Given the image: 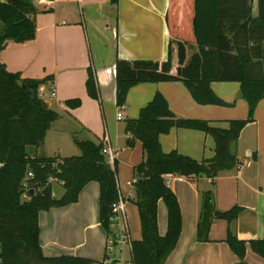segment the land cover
I'll list each match as a JSON object with an SVG mask.
<instances>
[{"label":"trees","instance_id":"obj_1","mask_svg":"<svg viewBox=\"0 0 264 264\" xmlns=\"http://www.w3.org/2000/svg\"><path fill=\"white\" fill-rule=\"evenodd\" d=\"M39 11L36 0H0V51L8 41L25 42L35 37V15ZM166 22L169 31L166 61H116V104L124 106L129 89L137 84L179 80L196 103L224 106L229 104L215 94L211 83L237 81L248 115L228 120V126L221 128L206 119L177 116L166 98L155 92L140 108L138 116L126 121L125 129L130 134L127 145L138 139L143 149V159L134 167L132 183L141 237L130 242L131 264H164L178 242L182 216L178 199L165 177L205 176L214 183L220 172L239 166L241 162L232 146L244 126L254 120L256 106L264 98V0H169ZM52 82V75L23 78L0 62V264H105V259L98 262L81 256L42 254L38 236L41 210L76 202L82 188L96 181L99 220L108 233L111 205L118 197L117 161L109 162L102 140L74 136L79 155L36 157L28 153L27 146H40L59 117L40 92L42 85ZM28 89L33 96L26 93ZM86 89L90 97L98 98L91 72ZM80 104L79 98L65 100L69 108ZM174 127L210 134L214 139V155L197 160L175 149L165 152L159 136ZM52 179L64 189L59 197L53 194ZM159 199L167 209L164 235L159 234L157 225ZM243 209L235 205L220 211L213 189L200 190L197 241H209L210 226L215 220L231 223ZM226 242L237 255V264H248L244 261L247 241L228 229ZM248 242L264 258V236ZM104 258L110 255L105 252ZM110 264L120 263L111 258Z\"/></svg>","mask_w":264,"mask_h":264},{"label":"crops","instance_id":"obj_2","mask_svg":"<svg viewBox=\"0 0 264 264\" xmlns=\"http://www.w3.org/2000/svg\"><path fill=\"white\" fill-rule=\"evenodd\" d=\"M48 1L47 8L36 0L40 11L35 15V37L25 42L8 41L0 51V62L23 78L53 76V82L42 85L40 92L59 117L51 124L35 153L30 155H79L74 136L93 141L107 139L113 156L109 162L117 161L118 192L125 200L130 251V242L141 237L138 208L132 201V183L134 167L143 159V149L138 139L127 145L130 134L125 129L126 121L136 118L155 92L166 98L177 116L206 119L221 128L228 126V120L246 118L248 106L240 96L237 81L211 83L215 94L229 104L222 106L198 104L181 81L164 80L133 86L127 93L125 105L119 107L116 104L118 59L159 63L167 60L169 0H118L117 4H112L111 0ZM88 25L91 41L87 35ZM89 72L96 80V99L87 93ZM72 98H79L81 104L76 108L67 107L65 100ZM118 115L122 118L118 119ZM62 137H67L74 145L63 151ZM48 139H53L56 145L53 150L46 145ZM159 140L165 152L175 149L197 160L214 155L213 137L201 130L174 127L161 134ZM232 151L241 164L220 172L214 183L205 176L165 177L178 199L182 226L178 242L164 264H237L239 259L226 242L228 229L247 241L246 263L264 264V258L254 252L248 242L264 236V98L257 104L254 120L244 126ZM50 184L54 195L63 194V187L55 179ZM209 188L214 191L218 210L225 211L235 205L244 209L231 223L215 220L210 226L209 241L198 242L200 190ZM38 224L44 256L74 255L98 262L104 258L107 231L99 220V184L96 181L82 188L76 202L41 210ZM157 225L159 234L164 235L167 209L162 199L157 202ZM119 251L122 252V247ZM114 259L120 264L129 262Z\"/></svg>","mask_w":264,"mask_h":264},{"label":"built area","instance_id":"obj_3","mask_svg":"<svg viewBox=\"0 0 264 264\" xmlns=\"http://www.w3.org/2000/svg\"><path fill=\"white\" fill-rule=\"evenodd\" d=\"M38 1L46 5V7L48 8L49 6L48 0H38ZM121 118H122L121 115H118V119ZM103 143H104V152L108 156V159L112 160L113 156H112V151L108 145V140L104 139ZM28 175L31 176L32 173L29 172ZM124 203L125 200L120 196L118 192L117 199L111 205L112 215L110 217V226H109L110 231L107 233L106 251H111L114 245H118V244L124 245L130 241ZM111 258L112 257L110 256L109 260H111ZM127 264H131V262L129 261Z\"/></svg>","mask_w":264,"mask_h":264},{"label":"rangeland","instance_id":"obj_4","mask_svg":"<svg viewBox=\"0 0 264 264\" xmlns=\"http://www.w3.org/2000/svg\"><path fill=\"white\" fill-rule=\"evenodd\" d=\"M90 27L88 25V29H87V35L89 37V40L91 41V34L89 33ZM53 131V129H52ZM50 137L52 138V132H50ZM61 143V147L64 151V149H68L70 146L74 145L73 141H71L70 139H68L67 137H62V139L60 140ZM47 147L50 150H53L54 147L56 145L53 144V139H48L47 142ZM29 154H34L36 149H38V146H29ZM77 149V148H76ZM122 247V252L120 253L119 249ZM105 252H107L108 255L112 256L113 258H122L123 262H126L129 260L130 254H129V246L128 244H124V245H114L111 251H106V249H104ZM105 259L104 263L105 264H110V261L108 260L109 258H102ZM101 259V261H102Z\"/></svg>","mask_w":264,"mask_h":264},{"label":"water","instance_id":"obj_5","mask_svg":"<svg viewBox=\"0 0 264 264\" xmlns=\"http://www.w3.org/2000/svg\"><path fill=\"white\" fill-rule=\"evenodd\" d=\"M26 93H27L28 95H30V96H33V92H32L31 89L26 90ZM124 264H127V263H124Z\"/></svg>","mask_w":264,"mask_h":264}]
</instances>
